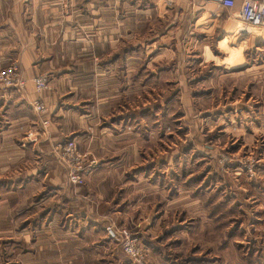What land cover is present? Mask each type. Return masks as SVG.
<instances>
[{
    "label": "crops",
    "instance_id": "0c3cea01",
    "mask_svg": "<svg viewBox=\"0 0 264 264\" xmlns=\"http://www.w3.org/2000/svg\"><path fill=\"white\" fill-rule=\"evenodd\" d=\"M235 2L229 10L208 0H0V68L18 63L26 81L0 87V264H127L107 242L109 222L138 234L154 254L149 238L186 199L182 190L166 197L180 175L175 123L188 114L181 47L223 48L240 33L264 50V27H248L261 36L237 29L242 0ZM242 57L233 67L222 61L220 99L214 105L211 95L201 111H220L205 122L223 138L251 141L264 136V105L254 108L252 91L235 85L264 64L244 72ZM42 75L50 89L38 93L33 80ZM36 99L49 110L35 111ZM67 138L87 154L82 186L68 183L54 151Z\"/></svg>",
    "mask_w": 264,
    "mask_h": 264
},
{
    "label": "rangeland",
    "instance_id": "374dc122",
    "mask_svg": "<svg viewBox=\"0 0 264 264\" xmlns=\"http://www.w3.org/2000/svg\"><path fill=\"white\" fill-rule=\"evenodd\" d=\"M240 26L241 21L238 30ZM246 37L238 33L226 40L223 48L218 45L207 49L192 48L188 42L181 47V55L187 60L188 114L185 123L179 120L175 123V143L182 154L181 158L177 156L176 164L180 175L174 176L176 184L166 197L178 196L182 190L186 199L176 198V205L168 208L157 237L149 238L151 235H148L154 254H149L144 245L147 241L142 243L136 234L148 255L149 264L153 257L158 264H264V136L257 135L251 141L234 136L223 138L220 127L212 129L215 123L206 127L205 122H216L220 111H201L206 104H212L211 95L214 105L220 99L215 93V79L225 73L222 61L226 57V67H233L243 56L242 64L245 65L240 69L243 71L252 65L264 64V50L256 51L255 45ZM181 39H185L183 34ZM254 70V78L239 79L235 90L252 91L251 104H255V108L264 105V71L261 68ZM231 85L230 81L223 87L231 89ZM206 86L209 87L207 91L204 90ZM232 97L229 95L228 104ZM181 106L178 102L176 114L183 110ZM190 125L193 128L189 131ZM187 133H191L188 138ZM204 134L208 136L204 137ZM205 150H211V156L203 153ZM179 164L183 169H179ZM163 202L161 200L158 207L161 211H165ZM213 215L217 217H210ZM107 239L119 250L123 261L132 264L121 247Z\"/></svg>",
    "mask_w": 264,
    "mask_h": 264
},
{
    "label": "built area",
    "instance_id": "2783aa9c",
    "mask_svg": "<svg viewBox=\"0 0 264 264\" xmlns=\"http://www.w3.org/2000/svg\"><path fill=\"white\" fill-rule=\"evenodd\" d=\"M217 1L223 7L234 10L235 0H208ZM238 16L241 28L264 27V2L259 0H242ZM33 83L38 93L50 89V82L46 75L34 78ZM26 81L22 78L18 63H13L7 68H0V87L2 89L23 88ZM35 111L45 113L48 106L41 100L36 99L33 103ZM48 119L43 120L47 125ZM54 151L67 168V181L72 186H82L86 182L85 170L87 154L79 150L74 139L67 138L63 142L54 145ZM107 237L115 241L122 252L130 259L132 264H149V258L139 242L138 236L126 228L119 229L114 222L105 225Z\"/></svg>",
    "mask_w": 264,
    "mask_h": 264
},
{
    "label": "bare ground",
    "instance_id": "6f19581e",
    "mask_svg": "<svg viewBox=\"0 0 264 264\" xmlns=\"http://www.w3.org/2000/svg\"><path fill=\"white\" fill-rule=\"evenodd\" d=\"M239 29H240V31L242 33H247V34H250V35L261 36V33H262V32H259V31L254 32L253 30H251L249 28H239ZM255 29H257V28H255Z\"/></svg>",
    "mask_w": 264,
    "mask_h": 264
}]
</instances>
